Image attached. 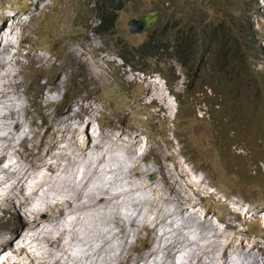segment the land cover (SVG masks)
Returning a JSON list of instances; mask_svg holds the SVG:
<instances>
[{
    "label": "rangeland",
    "instance_id": "1",
    "mask_svg": "<svg viewBox=\"0 0 264 264\" xmlns=\"http://www.w3.org/2000/svg\"><path fill=\"white\" fill-rule=\"evenodd\" d=\"M35 1L0 0V17L10 19L14 12L11 19L21 17L13 40L18 43L27 36L23 55L29 50L49 58L39 69L31 65L26 67L29 74L22 73V88L29 86L31 102L59 78H68L63 93H57L59 104L52 107L56 115L77 100L91 101L93 110L78 112L80 118L92 113L87 116L90 133L107 132L114 121L130 137L136 135L137 150L149 152L146 161L156 168L157 173L147 176L158 193L172 198L176 186L184 188L193 194L189 208L199 204L198 212L212 213L206 218L228 233L224 240L213 236L198 220V233L172 247L185 248L187 264H264L260 217H264V0H41L37 5ZM98 6L112 8L115 14L113 22V17L107 18L110 24L103 34L95 30L101 23ZM4 8L13 11L7 14ZM155 9L160 12L148 29L132 31L133 19ZM0 25L4 28L8 22ZM179 46L187 49L183 61L176 56ZM141 49L156 52L144 59ZM123 54L129 61L121 58ZM91 68L99 73L93 74ZM178 159L205 177L197 179L202 181L201 191L207 189L211 196L192 190L185 179H175L172 167ZM160 200L146 206L164 217H160L165 223L161 230H170L169 214L176 204ZM19 208L16 205L0 220V233L12 231L15 220L9 216ZM173 219L180 223V218ZM31 241L30 251L39 253V246ZM244 243L254 248L248 252ZM138 244L143 247L144 241ZM17 258L11 259L14 264H25Z\"/></svg>",
    "mask_w": 264,
    "mask_h": 264
},
{
    "label": "bare ground",
    "instance_id": "2",
    "mask_svg": "<svg viewBox=\"0 0 264 264\" xmlns=\"http://www.w3.org/2000/svg\"><path fill=\"white\" fill-rule=\"evenodd\" d=\"M40 1L36 0L35 4ZM14 14L16 12L11 14L10 19L4 15L0 17V23L8 22V26H0V220L16 210V205L20 208L16 215L11 213L9 216L15 220L12 231L0 233V255L5 253L9 264H14L11 259L17 257L23 258L24 261L19 262L25 264H187L185 248L179 246L180 250H174L172 247L180 240L190 241L189 237L198 233V220L208 233L223 238L227 231L216 228L206 218L212 215L209 210L198 212L199 204L189 208L187 203L192 193L188 194L176 185L172 198L158 193L147 176L150 172L157 173L156 168L146 161L149 152L140 153L137 150L136 146L140 144L135 140L136 135L130 137L129 132L127 134L114 121L109 124L107 132H89L90 118L87 116L92 113L80 118L78 112L93 110L91 101L77 100L74 103L76 106L72 104L71 109L66 108L67 111L61 115L52 111V107L60 102L57 93H63L68 78H59L55 85L49 86L41 97L31 102L27 91L29 86L22 88L25 84L22 73L29 74L30 70L26 67L31 65L39 69V64L45 65L49 58L35 56L29 50L23 55L21 50L27 36L25 39L20 37L18 43L13 40L21 18L11 19ZM12 49L17 51L12 53ZM26 58L27 63L24 62ZM92 71L96 75L99 73L94 69ZM96 122L99 124L98 120ZM172 170L177 174V181L185 179L193 186L192 190L201 191L202 181L197 179L201 176L189 169L185 161L178 159ZM200 193L212 195L207 189ZM160 198L176 204L175 209L172 206V214H169L170 230H161L160 217L163 216H159L153 207L154 211L146 206L149 201ZM21 210L31 213L26 225L41 253L31 252L26 246H14L22 226L18 222H23L19 220ZM246 216L247 213L242 217ZM174 217L180 218L179 224ZM260 217L264 220L262 215ZM174 233L177 238H171L170 234ZM141 240L144 241L143 247L138 244ZM237 246L241 247L240 242ZM244 248L250 252L254 247L247 244Z\"/></svg>",
    "mask_w": 264,
    "mask_h": 264
},
{
    "label": "clouds",
    "instance_id": "3",
    "mask_svg": "<svg viewBox=\"0 0 264 264\" xmlns=\"http://www.w3.org/2000/svg\"><path fill=\"white\" fill-rule=\"evenodd\" d=\"M262 8H263V10H264V3H263V5H262ZM13 11V8H8V9H3V12H6L7 14H10V11ZM155 10H158V9H155ZM151 11H153V10H151ZM160 11V10H159ZM26 17H27V15H26ZM97 18H98V16H97ZM32 19V18H31ZM30 19V20H31ZM99 19V18H98ZM99 21H100V19H99ZM1 26V25H0ZM97 33V32H96ZM156 52V51H155ZM186 53V52H185ZM184 53V54H185ZM155 54V53H154ZM154 54H152V55H154ZM151 55V56H152ZM150 57V56H149ZM148 58V57H147ZM147 58H144V59H147ZM182 58H183V56H182ZM24 211L25 210H21L20 211V218H19V220L20 221H23V222H18V223H20V224H22V226L19 228L20 229V235H18V237H17V239H16V241H14V246L16 247V248H19V247H24V246H26L29 250L32 248V245H33V243H31V238H32V235H31V233L29 232V227H28V225H26L29 221H28V218H30L31 217V213L29 212V211H27V212H25L24 213ZM19 229H18V231H19ZM10 250H8V252H9ZM11 255V254H10ZM6 262V256H5V253H2L1 255H0V264H2V263H5Z\"/></svg>",
    "mask_w": 264,
    "mask_h": 264
},
{
    "label": "trees",
    "instance_id": "4",
    "mask_svg": "<svg viewBox=\"0 0 264 264\" xmlns=\"http://www.w3.org/2000/svg\"><path fill=\"white\" fill-rule=\"evenodd\" d=\"M107 0H105L104 2H106ZM120 9V8H119ZM97 16L98 18L100 19L101 23L99 24L98 28H95L96 32L99 33V34H103L105 33V31L107 30V26L110 24L107 23V18H112L111 22H113L115 20V14H114V11L113 9L111 8H107V9H99V6L97 7ZM187 52V49L186 50H182L180 48V46L178 47V49L176 50V56L180 58L181 61H183L182 59V56L184 55V53ZM139 53L143 56V58H147L149 56H151L152 54H154L155 52L151 51V52H146L145 50H142L139 51ZM140 55V56H141ZM121 58L125 59L126 61H129L128 59V56L123 54V56H121Z\"/></svg>",
    "mask_w": 264,
    "mask_h": 264
},
{
    "label": "water",
    "instance_id": "5",
    "mask_svg": "<svg viewBox=\"0 0 264 264\" xmlns=\"http://www.w3.org/2000/svg\"><path fill=\"white\" fill-rule=\"evenodd\" d=\"M159 12V10H153L145 16H138L137 18L133 19V21L130 23L132 31H143L148 29L151 24L156 21ZM134 25L137 27L134 28Z\"/></svg>",
    "mask_w": 264,
    "mask_h": 264
}]
</instances>
